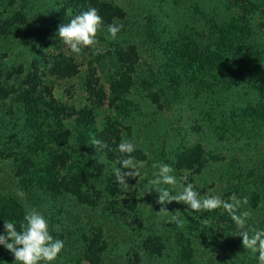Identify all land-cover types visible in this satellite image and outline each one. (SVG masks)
Segmentation results:
<instances>
[{"label": "rangeland", "instance_id": "374dc122", "mask_svg": "<svg viewBox=\"0 0 264 264\" xmlns=\"http://www.w3.org/2000/svg\"><path fill=\"white\" fill-rule=\"evenodd\" d=\"M115 2L126 13L123 19L115 20L122 25L117 38H109L106 26H101L96 42L73 54L57 36L59 25L67 22L59 15L58 0H0V82L9 89L17 88L28 74H42L38 91L67 106L63 115L46 119L47 131L69 128L73 132L68 143L49 142L46 150H38L36 158L47 159L50 148L65 150L67 154H62L58 163L61 176L69 177L86 167L90 177L84 188L102 194L96 203L86 204L72 194L48 201L38 191L42 199L39 211L48 216L51 234L73 227L74 217L77 224L101 225L110 254L120 259L117 264H260L259 253L245 248L239 230L230 227L229 218L236 215L248 226L264 217V200L257 199L249 184L255 170L264 171V124L248 127V135L241 139H227L220 123L233 109L254 105L256 93L244 85L212 92L186 84L173 105L163 102L165 82L161 78V82L155 81L157 75L152 77L150 69L159 70L163 51L149 41L147 27L153 18L165 42L191 28L205 27V14L221 19L237 16L249 19L254 38L264 44V4L255 9L248 0ZM17 12L26 17L25 22L1 27ZM119 48L125 52L122 57L117 54ZM59 61L76 64L77 72L65 76L49 73ZM124 72L132 81L127 95L132 114L128 117L118 114L111 94V77ZM83 107L92 108L96 114L91 134L114 146L122 139L134 144V160L140 166L127 178L126 185L119 184L112 172L113 167H122L119 162L109 160L92 141L84 145L78 141L75 118ZM33 133L22 105L13 96L0 97V190L6 194L18 192L26 202L29 193L17 175L16 157L35 141ZM160 162L169 164L177 178L175 185H162L173 195L184 184L192 183L201 196L213 195L229 203L235 196L240 204L232 210L221 206L195 212L183 202L159 203L155 188L147 191V178L154 175L153 165ZM61 204L65 208L62 213L58 211ZM28 208H34L31 202ZM173 216L182 223L172 220ZM74 236H67V246L62 249L66 257L63 254L56 260L97 264L92 256L75 261L78 243L73 241ZM160 240L166 246L160 256L144 245L145 241L155 244ZM137 252L140 261L129 258Z\"/></svg>", "mask_w": 264, "mask_h": 264}, {"label": "trees", "instance_id": "16d2710c", "mask_svg": "<svg viewBox=\"0 0 264 264\" xmlns=\"http://www.w3.org/2000/svg\"><path fill=\"white\" fill-rule=\"evenodd\" d=\"M115 1L58 0L59 5H61L59 15L68 20L74 14L86 10L88 7H95L103 18L102 26H107L115 22L116 19H123L126 15L125 11ZM248 2L255 9L260 8V4H264V0H261V3L253 0H248ZM205 16L207 21L202 29L191 28L190 32L179 33L173 37L172 41L165 42L161 40L156 25L151 21L153 18L150 17L147 38L154 45H160L159 49L163 51V63L159 64V70L150 67L151 76L157 75L155 81L159 79L158 82H161L160 78L164 80L163 102L171 105L179 99L182 87L186 84L204 87V89H210L212 92L241 85L251 88L257 96L255 104L233 109L232 113L223 122H220L222 133L227 136V139H241L248 135V127L258 125V123L264 124V44L254 38V28L249 19L237 16L221 19L208 14ZM25 21L26 17L17 12L5 20L1 27L7 28ZM133 50L136 52L135 47ZM117 54L122 57L125 52L119 48ZM55 65L57 68H53L49 73L65 76L77 72L76 64L59 61ZM214 72H218V74ZM42 82V74L35 71L28 74L17 88L13 86L9 89L0 82V97L4 99L13 96L22 105L29 114V124L33 127L36 137L35 141L27 144V151L23 150L24 152L16 157L19 161L17 175L29 193L27 202L18 192L6 194L0 190V232L3 231L4 219L15 222L19 227L25 211L29 209V202L37 210L41 209L42 199L39 197L41 194H38V191H41L44 197L49 199L48 201H51L50 198L55 200L66 196V194H72L86 204L96 203V199L99 200L102 195L100 190L90 193L84 188L85 181L90 177V172L86 167L80 168L79 171L72 173L69 177L61 176L59 172L61 164L58 163L62 160V154H67L65 150L50 148L47 159L39 161L36 158L35 155L38 150H46L49 142L66 144L73 135L72 129L69 128L60 132L47 131L46 119L58 118L63 115L67 111V106L54 99H48L45 94L39 92L38 87ZM131 86V78L125 72L111 77V94L115 109L118 114L124 117L132 114L130 100L127 96ZM165 89L170 91L166 92ZM75 123L78 130V141L81 145L93 140H100L104 147L99 150L109 160L119 162L126 158V154H121L117 150V145L107 144L101 136L91 134L96 123V114L92 108L83 107L80 109L75 118ZM131 155L136 159L135 151ZM249 184L252 185L253 194L256 195L257 199L263 201L264 171L255 170L254 179ZM110 194L114 196L111 191ZM107 205H109L108 208H111L110 202ZM47 207H51V205ZM64 209V205L61 204L58 211L62 213ZM67 213L69 212L67 211ZM70 218L73 217L70 216ZM74 219L75 225L73 227L67 226L62 232L55 233L52 231V234L64 241V248L68 243L66 242L67 236L75 234L73 241L78 243V256L75 261H79L83 256H92L97 264H117L120 259L110 254L109 242L105 237L103 226L93 223L91 226L87 223L77 224L78 219L75 217ZM229 224L231 228L240 231L232 218H229ZM245 229L250 232L252 230H264V217L256 220L254 224L246 225ZM70 239H72L71 236ZM144 245L147 250L153 251L157 256L162 255L166 247L161 240L156 241L155 244L145 241ZM63 254L61 251L58 256ZM64 255L66 257V254ZM140 256L141 254L137 252L129 258L140 261ZM70 258L74 259V256ZM70 263L56 260L53 264ZM0 264H14L13 254L3 246H0Z\"/></svg>", "mask_w": 264, "mask_h": 264}, {"label": "clouds", "instance_id": "9594fccd", "mask_svg": "<svg viewBox=\"0 0 264 264\" xmlns=\"http://www.w3.org/2000/svg\"><path fill=\"white\" fill-rule=\"evenodd\" d=\"M103 23L98 9L88 7L86 10L74 14L66 23L59 25L57 36L71 53L80 54L83 48L96 42L97 32ZM121 28L122 25L117 22L108 24L106 26L108 37L115 40ZM91 143L98 149L104 147L100 140H93ZM117 150L121 154H126V158L119 161V165L122 167H113L112 172L119 184L126 185L127 178L132 177L140 165L131 155L135 151V146L130 140L122 139L117 145ZM153 167L156 171L152 177L147 178V191L154 187L159 194L158 202L161 204L171 201L183 202L195 212L212 211L221 206L232 210L240 204V200L235 196L230 198L232 203L213 195L201 196L192 183L184 184L182 190L173 195L167 188L162 187V185H175L177 182L171 166L160 162L155 163ZM124 169L133 171L126 172ZM247 215L244 213L245 217ZM171 219L178 224L182 223L178 217L173 216ZM233 220L240 229L238 235L242 237L245 248L258 252L260 264H264V230L250 232L245 229L243 219L233 215ZM0 246L13 254L14 264H52L64 248V241L53 237L47 216L36 208H31L25 211L19 227L15 222L4 219L3 231L0 232Z\"/></svg>", "mask_w": 264, "mask_h": 264}]
</instances>
